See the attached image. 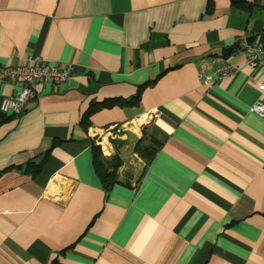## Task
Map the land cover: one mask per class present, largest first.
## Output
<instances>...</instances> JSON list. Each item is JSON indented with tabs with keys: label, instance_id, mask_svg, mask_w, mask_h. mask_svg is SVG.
I'll return each instance as SVG.
<instances>
[{
	"label": "crops",
	"instance_id": "0c3cea01",
	"mask_svg": "<svg viewBox=\"0 0 264 264\" xmlns=\"http://www.w3.org/2000/svg\"><path fill=\"white\" fill-rule=\"evenodd\" d=\"M244 36L264 43V0H0V69L74 66L0 113V264H264V69L231 52ZM204 58L240 68L210 81Z\"/></svg>",
	"mask_w": 264,
	"mask_h": 264
},
{
	"label": "built area",
	"instance_id": "2783aa9c",
	"mask_svg": "<svg viewBox=\"0 0 264 264\" xmlns=\"http://www.w3.org/2000/svg\"><path fill=\"white\" fill-rule=\"evenodd\" d=\"M234 53L243 56L251 67L264 69V43L261 40L250 41L247 36H244ZM202 62L201 75L209 73L210 81L227 78L240 68L238 63H217L214 58H204ZM73 71L72 64L59 67L39 55H29L24 59L15 56L10 65L0 69V84L14 83L19 86V89L2 99L0 113L3 115L22 114L26 102L36 96L38 85H61L69 79ZM257 84L261 90H264L263 83ZM252 110L259 116H264V102L258 100Z\"/></svg>",
	"mask_w": 264,
	"mask_h": 264
},
{
	"label": "trees",
	"instance_id": "16d2710c",
	"mask_svg": "<svg viewBox=\"0 0 264 264\" xmlns=\"http://www.w3.org/2000/svg\"><path fill=\"white\" fill-rule=\"evenodd\" d=\"M238 48V45L237 47H233L231 48V52H234L236 49ZM117 101L116 100H108V101H105L103 103H99V104H93L91 106V109L87 112V115H89L91 113L92 110H95L96 108H99L101 106H105V105H112V104H115ZM145 152H148V154L151 152L153 153V151H150L146 148L142 149L141 150V153L148 157V154H146ZM107 164H104L103 163H98V167H99V170H101V172H103V174L101 173V175H107V179H110L111 177H113L115 175V173H112L113 171H111V173L108 174V172L106 173L105 170L107 169ZM113 167L115 169L119 168V166H121V161L119 159H113V163H112ZM43 168V165H42V162H38V161H30L27 163V169L26 171L28 173H31V174H36V172H39L41 171V169Z\"/></svg>",
	"mask_w": 264,
	"mask_h": 264
}]
</instances>
